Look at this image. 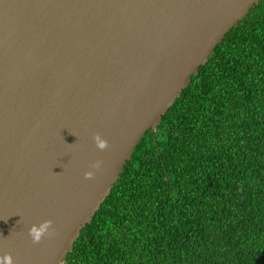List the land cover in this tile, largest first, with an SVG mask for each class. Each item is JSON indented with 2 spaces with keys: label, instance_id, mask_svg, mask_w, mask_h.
<instances>
[{
  "label": "water",
  "instance_id": "1",
  "mask_svg": "<svg viewBox=\"0 0 264 264\" xmlns=\"http://www.w3.org/2000/svg\"><path fill=\"white\" fill-rule=\"evenodd\" d=\"M260 1L0 0V256L63 264L146 132ZM47 220L56 234L33 244Z\"/></svg>",
  "mask_w": 264,
  "mask_h": 264
},
{
  "label": "trees",
  "instance_id": "2",
  "mask_svg": "<svg viewBox=\"0 0 264 264\" xmlns=\"http://www.w3.org/2000/svg\"><path fill=\"white\" fill-rule=\"evenodd\" d=\"M63 264H264V0L146 132Z\"/></svg>",
  "mask_w": 264,
  "mask_h": 264
},
{
  "label": "clouds",
  "instance_id": "3",
  "mask_svg": "<svg viewBox=\"0 0 264 264\" xmlns=\"http://www.w3.org/2000/svg\"><path fill=\"white\" fill-rule=\"evenodd\" d=\"M94 141L96 146L104 150L109 147L108 142L101 138L99 134L94 135ZM101 161H97L92 165L93 168L99 169L101 165ZM94 172L88 171L85 173V179H93ZM51 229V230H50ZM56 234L55 228H53V221L47 220L41 223L39 226L33 225L28 230V235L31 237L33 244H38L42 241V239L47 235L49 238L53 237ZM0 264H13V258L11 254H5L4 256H0Z\"/></svg>",
  "mask_w": 264,
  "mask_h": 264
}]
</instances>
